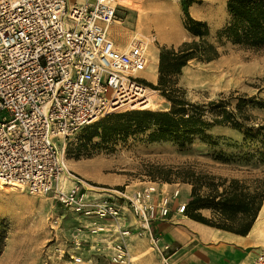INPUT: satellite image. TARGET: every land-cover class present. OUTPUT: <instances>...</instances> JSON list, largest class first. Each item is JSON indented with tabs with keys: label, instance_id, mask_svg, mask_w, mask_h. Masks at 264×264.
Returning a JSON list of instances; mask_svg holds the SVG:
<instances>
[{
	"label": "built area",
	"instance_id": "1",
	"mask_svg": "<svg viewBox=\"0 0 264 264\" xmlns=\"http://www.w3.org/2000/svg\"><path fill=\"white\" fill-rule=\"evenodd\" d=\"M121 7L120 0H0V186L51 194L88 218L92 233H115L95 246L108 252V264H134L127 206L137 234L150 235L163 264H172L164 252L171 244L161 249L151 224L173 211L186 214L180 186L167 192L159 188L163 181L150 180L121 201L93 193L64 162V141L79 128L147 102L137 98L149 87L141 73L149 46L134 37L122 49L110 36ZM253 264H264V248Z\"/></svg>",
	"mask_w": 264,
	"mask_h": 264
},
{
	"label": "rangeland",
	"instance_id": "2",
	"mask_svg": "<svg viewBox=\"0 0 264 264\" xmlns=\"http://www.w3.org/2000/svg\"><path fill=\"white\" fill-rule=\"evenodd\" d=\"M183 1L188 0H120V21L110 30L122 45L128 44L134 37L151 41L149 64L141 72L151 84L157 85L159 81V64L156 81L149 79V72L156 64L151 61V53L163 46L156 36L178 38L185 18ZM227 1L191 2L188 10L193 17L207 21L210 27L208 37L219 46L220 55L206 62L190 59L181 72L173 76L176 81L175 98H184L186 102L200 106L206 111L203 117L206 121L213 114L208 102L223 95L257 96L264 103V48L252 49L230 41L218 43V32L229 18ZM192 37L189 36L188 40ZM148 88L153 90L152 98L143 108L169 110L171 101L162 90ZM248 108L256 120H263L264 107L256 105ZM125 109L129 108L125 106L111 112ZM118 121L120 118H109L104 125L92 126L91 123L79 128L64 141L67 169L74 179H81L95 194L122 201L124 194H131L148 181L160 182L161 171L169 168L176 170L184 167L194 171L200 176L203 192L208 190L209 175H215L216 182L221 181L220 177H237L252 185L258 176L264 174V165L257 161V157L248 156V153H255L256 147L242 143V135L230 125H215L207 130L209 139L214 143L202 139L201 135H193L192 141L185 144L170 139L152 141L149 134L156 127L146 121L138 126L134 122L129 123L127 131H122L125 128L119 126V131L114 129L105 137L101 136L105 128H117L112 125H119ZM57 141L59 144L62 142L61 139ZM219 153L227 159L216 158ZM168 175L175 180L169 183L189 186L192 190L191 183L176 178L174 173ZM191 197L192 191L188 194L181 188V199L188 202ZM198 211L209 219L214 216L212 208ZM87 219L65 208L51 194H35L0 186V264H88L91 257L100 264H108L107 252L100 251L99 255L94 247L101 246L104 241L101 239L108 236L104 232L92 233L87 227ZM72 255L81 256L83 262H77ZM142 264L163 262L157 255Z\"/></svg>",
	"mask_w": 264,
	"mask_h": 264
},
{
	"label": "trees",
	"instance_id": "3",
	"mask_svg": "<svg viewBox=\"0 0 264 264\" xmlns=\"http://www.w3.org/2000/svg\"><path fill=\"white\" fill-rule=\"evenodd\" d=\"M194 0L182 2L185 18L184 27L192 34V38L172 46L163 45L159 52V68L157 85L144 80L147 86L159 88L171 101L169 110H151L149 108H129L122 112H109L93 121L92 126L104 125L109 118L119 119L117 128L104 129L101 136L105 137L109 131L124 127L127 131L129 123L142 125L143 122L152 123L156 129L149 134L150 140L159 139L177 140L183 144L192 141V136L201 135L202 139L212 142L207 130L215 125H230L242 135V143L256 147L254 155L257 161L264 165V118L256 120L250 112V106L264 107L263 101L257 96L246 94L223 95L208 102L212 106L213 114L205 120V110L197 104L188 103L184 98H175L176 91L174 75L181 72L190 59L202 62L211 61L220 55L219 46L209 39L210 27L206 20L193 17L188 10ZM227 10L229 18L218 32V43L230 41L236 45H244L252 49L264 48V0H228ZM173 95V96H172ZM124 120V122H122ZM89 125V124H88ZM86 126V125H85ZM214 143V142H212ZM222 153L216 158L227 159ZM249 159V158H247ZM263 173H264V169ZM163 172V173H161ZM160 180L163 182L175 181L168 175L174 173L176 178L192 184V197L187 203V214L205 224L230 230L238 234L248 233L259 215L264 201V174L258 176L251 185L245 179L237 177H220L221 181L214 180L215 175L207 178V192L201 191L200 176L184 167L169 168L161 171ZM159 180V181H160ZM222 186V187H221ZM212 208L213 217L210 219L202 215L198 209Z\"/></svg>",
	"mask_w": 264,
	"mask_h": 264
},
{
	"label": "crops",
	"instance_id": "4",
	"mask_svg": "<svg viewBox=\"0 0 264 264\" xmlns=\"http://www.w3.org/2000/svg\"><path fill=\"white\" fill-rule=\"evenodd\" d=\"M70 1L79 2L82 0ZM116 23L112 25L115 27ZM112 25L109 27V30ZM181 28L183 30L177 39L157 35L156 40L162 45H178L184 40H188L189 36H192L183 23ZM110 36L117 46L122 49L126 47L125 44L122 45L120 43L112 30H110ZM159 52L160 49L158 50V58L156 59V69L159 64ZM177 185V183L163 182L160 183L159 188L163 191L171 192ZM180 188L186 191V193L191 194L189 186L182 185ZM177 200L184 199L178 196ZM185 201L187 202V200ZM124 210V223L130 224L134 228L133 234L129 238L134 264L146 263V260L152 259V257H156L157 255L160 257L159 249L150 235L145 234V236L140 237L137 234V219L132 211L127 206ZM87 220L89 221V219ZM254 222L251 230L243 235L205 224L195 218H191L187 214L173 211L169 216L161 217L152 222L151 225L153 227V235H155L158 246L161 249L166 243L171 244V248L164 250V252L170 258L172 264H253L264 248V212L259 211V215ZM106 234L108 237L101 239L104 240L101 243L102 246L106 245V242L110 241L115 233L110 232ZM101 252L97 251V254L100 255ZM94 253L96 254V252Z\"/></svg>",
	"mask_w": 264,
	"mask_h": 264
},
{
	"label": "bare ground",
	"instance_id": "5",
	"mask_svg": "<svg viewBox=\"0 0 264 264\" xmlns=\"http://www.w3.org/2000/svg\"><path fill=\"white\" fill-rule=\"evenodd\" d=\"M128 1V0H127ZM146 42H147V45L149 46V48H148V50L150 49V47L152 46V44L150 43L151 41L150 40H146ZM158 50H157V48H156V51L154 52V53H151V61H154L155 63L157 62L156 61V59L158 58ZM158 68V67H157ZM150 77H149V79H151V80H155L157 77H156V73H157V71H156V64H155V66L153 67V69L152 70H150ZM156 81V80H155ZM152 91L153 90H151V88H141V90L138 92L141 96H140V98H137V99H141V97H147V98H145V99H143L141 102H146L145 103V105H141V104H143V103H141V102H139L138 104H140L141 106H143V107H146V106H148V104H149V101L151 100V98H152ZM150 92H151V94H150ZM154 94H156V92L154 93ZM140 106V107H141ZM186 184V183H185ZM3 187H5V186H3ZM261 212H264V202H263V205H262V208H261V210H260Z\"/></svg>",
	"mask_w": 264,
	"mask_h": 264
}]
</instances>
